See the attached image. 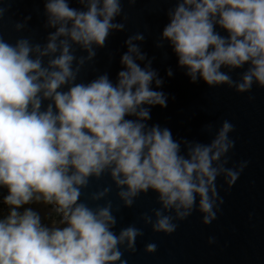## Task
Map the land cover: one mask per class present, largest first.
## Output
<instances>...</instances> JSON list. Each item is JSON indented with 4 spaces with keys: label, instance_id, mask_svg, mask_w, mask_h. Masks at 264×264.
Wrapping results in <instances>:
<instances>
[{
    "label": "clouds",
    "instance_id": "1",
    "mask_svg": "<svg viewBox=\"0 0 264 264\" xmlns=\"http://www.w3.org/2000/svg\"><path fill=\"white\" fill-rule=\"evenodd\" d=\"M74 3L42 0V40L0 36V264H127L122 256L136 251L143 230L135 222L116 230L120 208L151 192L158 207L137 220L153 233L171 235L194 211L207 226L224 202L217 179L230 189L248 164L228 166V119L203 126L207 142L149 123L168 95L136 43L143 33L124 40L114 79L106 71L82 79L128 17L122 0ZM165 16L156 46L167 42L190 83L239 94L264 88V0H175ZM30 20L12 30L28 31ZM104 177L110 183L87 191Z\"/></svg>",
    "mask_w": 264,
    "mask_h": 264
},
{
    "label": "water",
    "instance_id": "2",
    "mask_svg": "<svg viewBox=\"0 0 264 264\" xmlns=\"http://www.w3.org/2000/svg\"><path fill=\"white\" fill-rule=\"evenodd\" d=\"M122 3L128 17L125 29L111 35L105 47L97 51L94 63L82 70L81 78L91 79L106 71L114 79L121 68L120 56L126 51L124 40L133 33H143V41L136 43L146 53V59H151V67L163 79L161 90L168 95L167 107L151 109L149 123L167 126L177 139L207 142L209 137L202 132L203 126H218L228 119L234 125L230 136L235 141L228 166L248 161L230 189L222 179H217L218 195L224 202L217 218L207 226L194 211L186 220L177 222L171 235L153 233L137 220L140 213L158 207L151 192L141 195L131 208H120L116 213V230L133 222L143 230V236L136 239V251L125 252L122 258L127 264H264V88L253 85L250 92L239 94L226 86L208 88L200 81L190 83L167 42L156 46L167 23L165 11L175 0H136L132 7H128L127 0ZM4 4L10 7L0 18V36L14 40L31 34L35 40L43 39L42 0H0V6ZM26 15H31L28 31L14 32L13 24ZM169 68L173 72L171 77L166 75ZM232 77L236 79L237 73L233 72ZM108 183L107 177L91 181L87 191ZM109 198L114 206L119 204L114 192L109 193ZM209 237L214 238L211 245ZM147 243L156 244L155 252L144 251Z\"/></svg>",
    "mask_w": 264,
    "mask_h": 264
},
{
    "label": "rangeland",
    "instance_id": "3",
    "mask_svg": "<svg viewBox=\"0 0 264 264\" xmlns=\"http://www.w3.org/2000/svg\"><path fill=\"white\" fill-rule=\"evenodd\" d=\"M33 207H36V208H38L39 210H41L42 215H43V212L46 211V209H44L43 206L34 205Z\"/></svg>",
    "mask_w": 264,
    "mask_h": 264
}]
</instances>
